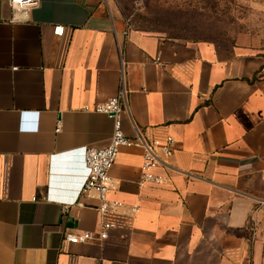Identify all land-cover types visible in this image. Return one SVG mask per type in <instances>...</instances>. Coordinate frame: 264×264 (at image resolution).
I'll list each match as a JSON object with an SVG mask.
<instances>
[{
    "label": "crops",
    "instance_id": "0c3cea01",
    "mask_svg": "<svg viewBox=\"0 0 264 264\" xmlns=\"http://www.w3.org/2000/svg\"><path fill=\"white\" fill-rule=\"evenodd\" d=\"M11 17L0 0V264H264V51L136 24L108 0ZM121 82L123 132L175 146L163 182L142 185V147H120L110 197L138 210L102 216L94 192L75 202L85 148L113 131L93 108ZM101 220L106 239H64Z\"/></svg>",
    "mask_w": 264,
    "mask_h": 264
},
{
    "label": "built area",
    "instance_id": "2783aa9c",
    "mask_svg": "<svg viewBox=\"0 0 264 264\" xmlns=\"http://www.w3.org/2000/svg\"><path fill=\"white\" fill-rule=\"evenodd\" d=\"M6 3L12 11L11 19L13 21H23L27 19L28 12L37 6L38 0H6ZM63 31L64 27L61 25L54 27L56 35H62ZM126 104V90L123 82H121L115 96L93 108V110L113 118V131L109 142L105 146H88L85 148L84 163L87 174L75 204L81 206L80 197L88 196L91 192H94L98 200L96 209L102 216H131L138 210L137 205L128 207L123 201L110 197V194L117 188V182L112 177L111 170L120 147L133 145L142 147L143 153L138 179L140 185L162 183L164 177L156 173V169L159 166L168 167V160L174 152L175 141L172 136H166L163 140L146 139L136 127L134 136L126 135L121 128L120 119V114L126 108ZM59 129L60 121L57 122L55 131L57 132ZM67 208V204L62 206L64 212ZM114 226L115 224L112 221L101 220L97 231H66L64 232V239L71 243L102 241L108 237L109 230Z\"/></svg>",
    "mask_w": 264,
    "mask_h": 264
},
{
    "label": "rangeland",
    "instance_id": "374dc122",
    "mask_svg": "<svg viewBox=\"0 0 264 264\" xmlns=\"http://www.w3.org/2000/svg\"><path fill=\"white\" fill-rule=\"evenodd\" d=\"M136 24L264 51V0H108Z\"/></svg>",
    "mask_w": 264,
    "mask_h": 264
}]
</instances>
